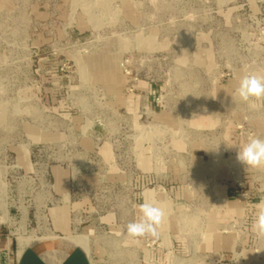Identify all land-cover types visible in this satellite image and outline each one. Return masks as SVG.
I'll use <instances>...</instances> for the list:
<instances>
[{"label": "rangeland", "instance_id": "1", "mask_svg": "<svg viewBox=\"0 0 264 264\" xmlns=\"http://www.w3.org/2000/svg\"><path fill=\"white\" fill-rule=\"evenodd\" d=\"M246 74L264 76V0H0V233L67 223L91 264H264V168L236 159L264 138ZM145 199L165 218L134 238Z\"/></svg>", "mask_w": 264, "mask_h": 264}, {"label": "clouds", "instance_id": "2", "mask_svg": "<svg viewBox=\"0 0 264 264\" xmlns=\"http://www.w3.org/2000/svg\"><path fill=\"white\" fill-rule=\"evenodd\" d=\"M236 94L244 102L264 99V76L246 74L240 80ZM250 106L255 107L254 103ZM236 159L248 168H264V138L250 134L248 141L238 148ZM256 207L257 212L251 228L258 238H264V201H261ZM139 208L142 215L138 221L130 222L127 225L128 235L134 238L146 235L158 236L157 229L165 218L164 210L147 199L139 205ZM240 257L242 256H238L234 260H238Z\"/></svg>", "mask_w": 264, "mask_h": 264}, {"label": "crops", "instance_id": "3", "mask_svg": "<svg viewBox=\"0 0 264 264\" xmlns=\"http://www.w3.org/2000/svg\"><path fill=\"white\" fill-rule=\"evenodd\" d=\"M66 224L61 235L42 236L31 243L0 233V264H91L85 236L70 233Z\"/></svg>", "mask_w": 264, "mask_h": 264}]
</instances>
